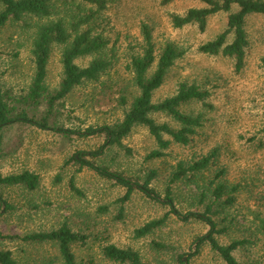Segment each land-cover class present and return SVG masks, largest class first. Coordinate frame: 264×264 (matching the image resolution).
<instances>
[{
	"label": "rangeland",
	"instance_id": "rangeland-1",
	"mask_svg": "<svg viewBox=\"0 0 264 264\" xmlns=\"http://www.w3.org/2000/svg\"><path fill=\"white\" fill-rule=\"evenodd\" d=\"M106 1V9L97 16L94 25L108 40L103 55L112 54L115 59L110 75L74 87L50 112L44 99L32 111L36 116L47 114L51 124L67 128L85 129L120 121L132 100L128 95L126 105L118 102L123 79L129 76L125 65L130 54L140 51V23H149L157 47L172 41L184 49V54L167 70L161 86L153 92V101L172 96L181 82L207 90L205 101L209 107L198 100L180 105L187 115L201 114L202 126L185 146L164 134V139L171 140L165 155L148 158L158 146L145 126L135 125L121 145H108L101 155H87L86 159L139 182L155 171L149 186L164 197L176 163L192 161L217 148V166L225 170L227 184L238 185V189L234 203L219 206L220 212L214 216L219 227H227L215 239L221 245L246 239L247 244L233 251L236 260L264 264V233L256 232V216L264 214V67L261 65L264 13H251L245 19L248 45L244 64L237 70L233 57L209 55L198 49L225 29L227 13L209 16L201 32L195 24L174 28L169 19L171 13L183 14L189 8L203 7L199 0H173L167 5H161V0ZM232 10L236 11L237 6L233 5ZM37 22L36 18H26L8 23L0 31V88L15 98L24 95L32 82L31 34ZM61 51V45H52L45 77L49 93L59 89L63 77ZM91 59V56L79 57L75 63L85 67ZM153 70L154 65L149 72ZM150 116L159 124L180 127L164 113L153 112ZM1 137L0 174L29 171L38 176V186L32 191L23 186L0 185V250H10L16 264H63L53 242L7 238L49 232L62 224L87 235L84 243L71 247L80 264L90 259L93 264H128L106 258L102 247L107 244L131 248L143 261L152 264H183V257L186 264H225L209 243L198 246L196 240L208 229L203 222H183L169 212L167 204L154 201L138 190L122 201L124 187L87 167L78 170L79 163L72 156L102 147L104 133L69 136L15 123L3 129ZM216 169L213 167V172ZM210 177L206 172L197 178V183L173 184L175 206L182 212L203 211L208 200H199L196 185H208ZM71 179L75 189L70 186ZM165 216L167 219L161 226L144 236H136L135 231L145 223Z\"/></svg>",
	"mask_w": 264,
	"mask_h": 264
},
{
	"label": "trees",
	"instance_id": "trees-1",
	"mask_svg": "<svg viewBox=\"0 0 264 264\" xmlns=\"http://www.w3.org/2000/svg\"><path fill=\"white\" fill-rule=\"evenodd\" d=\"M173 0H161V5H167ZM203 7L189 8L183 14L171 13L169 19L171 26L182 28L187 24H195L202 32L206 28L209 16L218 12L227 13L226 26L213 39L202 43L198 49L200 52L233 57L235 69L239 70L244 62L245 48L248 45L244 29L245 19L251 13H264V0H199ZM106 0H0V31L11 22L24 21L26 18H36L38 21L31 34V54L34 66V74L28 91L24 95L15 98L0 88V147L2 143V131L15 123L28 124L41 130H52L64 135L90 136L99 133L105 134V143L94 151L77 152L72 156L79 163L78 170L83 167L94 170L99 175L114 180L125 188L121 197L122 201L130 198L131 194L138 190L148 198L164 202L169 206V212L183 222L197 220L207 227L205 234L196 241L209 243L217 252L225 264H251L241 263L236 260L233 251L247 244L246 239L234 240L228 245H221L215 239V235L227 230V227H219L214 216L220 212L219 206L232 205L235 201L234 194L238 185L230 186L224 179L225 170L218 167V149H212L208 154L201 155L192 161H179L170 174L164 197H161L150 185L156 172L150 171L143 182L132 180L117 171H111L103 165L86 159V156L96 157L104 153L108 145H121L124 139L135 125H143L153 136L158 149L152 150L147 157L159 158L165 155L164 150L171 144V140L164 139L163 135H169L172 141L179 145H187L192 141L198 128L202 126V115L190 116L181 111L180 105L191 100L201 101L204 107H209L206 98L209 92L194 84L179 83L176 92L159 102L152 99L153 92L161 86L167 70L175 60L184 54V49L172 41H166L157 47L153 38V27L147 22L140 23L141 48L132 53L125 65L129 76L123 79L120 87L118 102L126 105L128 95L132 98L127 110L124 111L120 121L112 125L89 126L85 129L67 128L57 124H51L47 114L36 116L32 111L44 99L50 112L55 103L66 97L74 87L83 82H97L102 75H110V70L115 64L114 56H105L103 51L108 40L98 32L94 22L97 16L106 9ZM233 5L237 10L233 11ZM231 40L229 41V37ZM54 44L62 46L61 63L63 77L54 93H49L45 85L46 66ZM91 56L90 62L85 67L75 63V59ZM154 65V70L149 72ZM264 67V57L261 58ZM135 90V92H133ZM153 112H161L170 116L179 123L180 127L174 129L167 123H157L150 116ZM213 167L217 169L212 170ZM211 176L208 185L198 186L199 200L208 202L203 211L187 210L182 212L173 201L172 185L179 181L197 183L199 177L205 173ZM213 172V175L211 173ZM0 185L23 186L32 191L38 186V176L29 171L1 175ZM70 186L74 188L72 179ZM215 207V209H214ZM167 216L145 223L135 231L136 236L141 237L161 226ZM256 232L264 233V214L256 216ZM18 238L28 242H53L56 244L63 264H80L71 249L75 243H84L87 235L74 231L66 224L49 232L30 233L19 236H7ZM103 255L118 263L128 264H152L143 261L140 255L131 248H120L112 244L102 247ZM0 264H16L10 250H0ZM85 264H93V260H87Z\"/></svg>",
	"mask_w": 264,
	"mask_h": 264
},
{
	"label": "water",
	"instance_id": "water-1",
	"mask_svg": "<svg viewBox=\"0 0 264 264\" xmlns=\"http://www.w3.org/2000/svg\"><path fill=\"white\" fill-rule=\"evenodd\" d=\"M182 261H183V264H186V257H183Z\"/></svg>",
	"mask_w": 264,
	"mask_h": 264
}]
</instances>
